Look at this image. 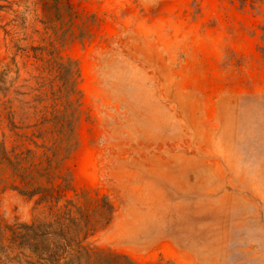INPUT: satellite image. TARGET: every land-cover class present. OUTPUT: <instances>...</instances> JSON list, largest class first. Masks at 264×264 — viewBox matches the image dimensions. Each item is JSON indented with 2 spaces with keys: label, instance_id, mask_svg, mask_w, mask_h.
<instances>
[{
  "label": "rangeland",
  "instance_id": "obj_1",
  "mask_svg": "<svg viewBox=\"0 0 264 264\" xmlns=\"http://www.w3.org/2000/svg\"><path fill=\"white\" fill-rule=\"evenodd\" d=\"M0 264H264V0H0Z\"/></svg>",
  "mask_w": 264,
  "mask_h": 264
},
{
  "label": "trees",
  "instance_id": "obj_2",
  "mask_svg": "<svg viewBox=\"0 0 264 264\" xmlns=\"http://www.w3.org/2000/svg\"><path fill=\"white\" fill-rule=\"evenodd\" d=\"M46 259H48V257H47ZM48 261H49V260H48Z\"/></svg>",
  "mask_w": 264,
  "mask_h": 264
}]
</instances>
